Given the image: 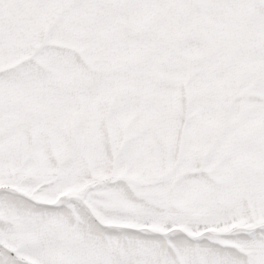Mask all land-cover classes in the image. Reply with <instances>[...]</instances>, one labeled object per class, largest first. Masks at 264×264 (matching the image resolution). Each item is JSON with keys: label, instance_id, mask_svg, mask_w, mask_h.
<instances>
[{"label": "snow or ice", "instance_id": "6c2138e0", "mask_svg": "<svg viewBox=\"0 0 264 264\" xmlns=\"http://www.w3.org/2000/svg\"><path fill=\"white\" fill-rule=\"evenodd\" d=\"M0 264H264V0H0Z\"/></svg>", "mask_w": 264, "mask_h": 264}]
</instances>
